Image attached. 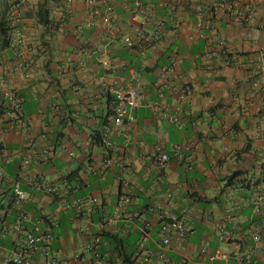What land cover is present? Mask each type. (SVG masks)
<instances>
[{"label": "crops", "instance_id": "0c3cea01", "mask_svg": "<svg viewBox=\"0 0 264 264\" xmlns=\"http://www.w3.org/2000/svg\"><path fill=\"white\" fill-rule=\"evenodd\" d=\"M42 1L0 0V21L10 26V37L16 35V14L17 27L28 37L23 69L16 65L19 43L0 50V261L24 240L16 229L23 212L45 213L58 221L52 227L51 248L61 264H88L92 256L85 243L101 229L110 263L125 264L116 247L134 253L142 227L151 222L150 247L157 248L156 214L178 213L185 206L194 211L192 232L169 261L193 255L203 240L209 252L221 248L224 242L216 240L211 227L225 220L226 196L250 197L254 185L264 190V72H256V60L264 53V0H227L225 10L222 0H140L154 12L138 20L128 9L134 0H106L115 7L116 29L92 15V7L82 0L50 1L49 23L44 24L36 12ZM199 10L204 36L197 30ZM249 10L253 17L239 20L238 15ZM92 18L96 25L86 27ZM160 24L157 40L142 53L124 45L121 36L139 28L154 31ZM112 35L111 64L105 67L99 59ZM230 54L237 58L229 59ZM166 67H171L170 84L157 89L153 83ZM133 73L146 98L135 110L133 123L112 129L114 164L105 167L107 150L95 135L112 123L114 98L109 87L136 84ZM185 82L193 91L180 99L177 89ZM8 89L23 99L20 115L4 116L3 93ZM171 115L180 117L179 125L170 121ZM157 141L191 143L193 169L173 159L157 173ZM46 149L51 150L48 160ZM25 158L30 159L29 173L52 191L29 184L22 174ZM236 171L240 176L228 184L226 176ZM17 184L29 195L21 205L13 197ZM166 191L175 198L167 199L162 195ZM127 198L125 210L135 216L123 211L119 220L110 221L118 202ZM60 200L70 206L59 210ZM257 219L250 205L235 217L245 233ZM44 227H51L50 222ZM224 244L230 246L227 251L233 250L232 244ZM254 256L264 264V253ZM200 264H207L206 258Z\"/></svg>", "mask_w": 264, "mask_h": 264}, {"label": "built area", "instance_id": "2783aa9c", "mask_svg": "<svg viewBox=\"0 0 264 264\" xmlns=\"http://www.w3.org/2000/svg\"><path fill=\"white\" fill-rule=\"evenodd\" d=\"M73 0H68L71 3ZM86 4L92 7V15L99 17L100 20L115 29L116 26V11L112 4H109L106 0H82ZM103 5L104 10L101 11ZM220 5L223 10L228 6L227 0H222ZM130 14L133 20H138L142 15L150 18L153 16L154 11L147 9L143 6L140 0H134L128 5ZM253 17V10H249L246 13L238 15L239 20L249 21ZM19 20V16L16 14L12 27L16 35L11 37V45L16 46L19 43L20 47L16 53L18 55L17 68L23 69L25 66V46L27 43V35L17 27L16 22ZM94 18L86 21V27H92L96 25ZM205 26L203 18V11L199 10L197 13V30L204 36L202 29ZM161 24L154 31H146L142 28L137 29L133 34L121 36L124 45L128 48H136L142 53L147 46L153 45L157 40L158 34L161 32ZM115 36L108 37L103 45L101 51L100 63L108 67L111 64V57L109 55L110 48L114 41ZM193 38V37H191ZM103 56V57H102ZM237 56L235 54L229 56V59L234 60ZM256 72H264V53H260L257 58ZM171 67L164 68L160 78L156 80L153 85L159 89L161 86H167L170 84V78L168 73ZM136 84L123 89L114 85L109 87V92L114 98L112 123L105 126L103 135V144L106 147V153L104 156V166L111 167L114 164L112 152L116 148V142L112 139V129L114 127L122 126L124 124H131L135 121V110L143 103L146 98L145 93L140 87V82L136 77V73H133ZM258 81H255V85ZM193 88L190 83L185 82L183 86L177 89L180 99H186L192 94ZM3 112L5 117L11 115L17 116L21 114L23 108V99L16 91L8 89L3 93L2 102ZM170 121L175 125L180 124V117L178 115H171ZM154 155L156 161L154 168L157 173H161L167 165L176 159L187 170L193 169L195 160L194 153L192 152V145L189 142L184 141H157L154 144ZM51 157V150L46 149L44 151V159L48 160ZM30 159L25 158L22 162V174L29 182V184L38 190L52 191L53 189L47 188L41 180L29 173ZM156 183V182H155ZM154 183V184H155ZM152 184V188H154ZM167 199L173 200L175 198L173 192L166 191L162 193ZM14 201L16 204L21 205L29 200L28 193L20 188L17 184L14 187L13 192ZM92 202H96V198L91 199ZM129 203V199L119 201L117 204L116 213L110 217V221H117L121 218L123 211L127 216L133 218L135 213L127 212L126 206ZM59 210L68 208L70 204L66 200H60ZM246 205L252 207V217L258 218L255 220L256 224H252L245 233L240 226H238L235 217L236 215L246 208ZM225 220L212 223L213 236L218 242L230 243L233 246L232 251L223 250L220 247L213 248L210 252L208 250V243L203 240L200 246L193 255L182 257L180 260L170 262L169 255L177 247L181 246L183 241L191 234L192 225L195 221L192 207H181L178 213H171L170 211L158 212L156 214V221L159 224L160 242H158L157 248L150 247V241L152 238L153 224L151 222L146 223L141 229L140 240L137 248L134 252V260L137 264H200V259L206 258L207 264H230L232 259L236 264H258L255 258V253H264V190L260 185H254L252 195L246 197L239 193H230L226 196L225 203ZM3 220V214L0 213V221ZM107 218H105V221ZM50 222L51 227H44V222ZM30 222L32 225L27 226L24 223ZM58 225V221L50 219L45 213L41 215H28L21 213L17 219L16 229L24 235V240L18 250H16L10 256L1 259L0 264H10L12 262L16 264H61V258L52 253L51 243L53 240L52 227ZM102 229L96 233L89 242L85 243V251L90 252L92 260L88 264H111L108 251L103 249L104 241ZM41 257V261L40 258ZM75 257L79 258L77 253Z\"/></svg>", "mask_w": 264, "mask_h": 264}, {"label": "trees", "instance_id": "16d2710c", "mask_svg": "<svg viewBox=\"0 0 264 264\" xmlns=\"http://www.w3.org/2000/svg\"><path fill=\"white\" fill-rule=\"evenodd\" d=\"M50 1H56V0H44L40 2L37 5V15L40 17V20L44 24L49 23V15H50V8L48 7ZM10 26H8V23L6 21H0V50H3L5 48H8L11 45V37H10ZM161 33V32H160ZM113 113V112H112ZM108 122V120H107ZM106 124V123H105ZM106 124L105 126H107ZM95 141L98 143L103 144V135L100 134L99 132L96 133L95 135ZM192 170V169H191ZM240 171H236L232 173L229 176H226V179H228V184H231L234 179L236 180L237 177L240 176ZM208 203H211L212 200H208ZM121 243V240L119 241ZM115 250H118L120 252V256L123 258V263L125 264H135L134 262V253H127L125 248L121 247H116ZM10 264H16L14 262Z\"/></svg>", "mask_w": 264, "mask_h": 264}, {"label": "rangeland", "instance_id": "374dc122", "mask_svg": "<svg viewBox=\"0 0 264 264\" xmlns=\"http://www.w3.org/2000/svg\"><path fill=\"white\" fill-rule=\"evenodd\" d=\"M132 238H129L128 240H131ZM221 248L223 249V250H228V249H230V246L228 245V244H221Z\"/></svg>", "mask_w": 264, "mask_h": 264}]
</instances>
